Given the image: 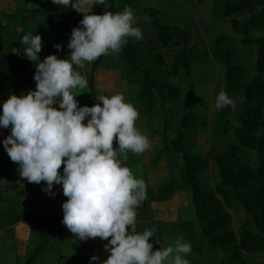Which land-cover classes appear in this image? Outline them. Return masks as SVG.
Returning <instances> with one entry per match:
<instances>
[{
  "label": "clouds",
  "instance_id": "obj_1",
  "mask_svg": "<svg viewBox=\"0 0 264 264\" xmlns=\"http://www.w3.org/2000/svg\"><path fill=\"white\" fill-rule=\"evenodd\" d=\"M54 5L70 7L83 13L80 25L72 30L68 43L70 60L50 54L39 60L42 37L28 33L20 37L25 45L23 56L36 61L35 90L12 94L3 103L0 127L9 128L4 148L11 161L19 165L21 177L29 183L46 182L43 191L54 196L53 185L61 184L64 224L80 240L97 237L109 242L104 245L110 255L102 264H189L183 258L191 244L183 237L175 246L153 251L150 238L157 229L137 231L136 209L147 199V185L134 177L122 164L127 153L140 155L150 150L148 137L135 126L138 110L125 102L123 94L101 96L94 106L78 107L73 90L88 87L85 76L73 65L83 68L102 55H116L128 38L142 40L143 33L133 26L139 17L131 7L122 12L105 11L94 14V5L105 0H52ZM54 47L59 51L61 45ZM59 104V107L54 105ZM236 107V102L221 88L215 108ZM87 123L85 124V118ZM114 139L118 148L113 147ZM63 164V175L60 168ZM130 229V231H129ZM110 238V239H109ZM92 256L91 261H98Z\"/></svg>",
  "mask_w": 264,
  "mask_h": 264
},
{
  "label": "trees",
  "instance_id": "obj_2",
  "mask_svg": "<svg viewBox=\"0 0 264 264\" xmlns=\"http://www.w3.org/2000/svg\"><path fill=\"white\" fill-rule=\"evenodd\" d=\"M104 11L112 13L122 12L125 6L132 8L133 0H119L122 7L115 6V0H105ZM223 4L222 15L231 24L234 32L243 34L242 40L253 42L257 46L255 69L257 71L250 79L244 80L242 66L232 62L230 48L222 49V44H230L231 36L221 33L213 40V54L218 61L227 66V90L242 89L244 109L240 112L239 125L234 128L235 143L227 150L217 151L210 146L203 153L192 139L189 126L202 130L206 125L204 117L193 111L180 113L184 99L180 85L172 78L187 70L190 63L201 58L198 47L189 45L190 35L179 25L164 23L159 19L158 10L153 7H144L142 12L153 20L155 36L143 42H137L129 37L128 43L120 51L125 63L122 76L139 75L127 80L137 85L136 101L145 102L151 109L158 103L165 110V123L171 122L178 128L174 136L167 137L164 129L165 150L159 151L157 159L165 161L167 176L165 183L156 189L147 192V199L136 209L147 207L151 201L169 199L177 190L189 192L193 213L200 225L199 240L205 242L202 246L206 257H211L217 248L228 252L229 264H244L241 260L243 252H260L264 255V114L259 104L250 102L253 98H262L264 93V33L258 37L251 36V31H261L264 28V0H213ZM96 14H103L100 10ZM44 10L54 20L59 44L66 45V37L71 35L73 28L81 27V13L70 7L54 5L52 0H44L37 7L29 10L26 17H33L37 11ZM247 14L245 20H240L236 13ZM212 22L217 23L218 17L213 14ZM5 32L0 21V36ZM16 39V50L11 46L0 50V107L3 112V103L12 94L22 95L25 91L35 90V72L23 56L20 37ZM163 48L155 50L156 45ZM178 48L175 52L170 53ZM170 55L169 68L164 66L165 56ZM102 57V56H101ZM101 57L92 62L90 69L91 90L94 86V70ZM135 72L137 74H135ZM143 74V75H142ZM54 107H59L57 103ZM227 108H222L218 115L219 120L226 116ZM180 114L177 118L175 115ZM198 127V128H197ZM245 151H247L245 153ZM178 154L181 165H177L171 158V153ZM256 163L252 165V155ZM153 159L152 166L157 163ZM213 173L211 174V172ZM213 177V183L209 177ZM239 204L248 214L244 218L238 234L232 228V216L229 208ZM7 219L9 226L21 220L22 216L16 212H0V219ZM251 223L254 229L251 227ZM52 222L47 230L40 235L41 239L34 250L27 255L23 264H31L37 259L45 247L46 233L50 231ZM130 231V229H129ZM207 249V250H206Z\"/></svg>",
  "mask_w": 264,
  "mask_h": 264
},
{
  "label": "crops",
  "instance_id": "obj_3",
  "mask_svg": "<svg viewBox=\"0 0 264 264\" xmlns=\"http://www.w3.org/2000/svg\"><path fill=\"white\" fill-rule=\"evenodd\" d=\"M12 0H0V21L2 25L6 24L3 20L4 13L11 11L14 6L11 4ZM114 5L121 6L123 2L115 0ZM106 6V1L104 5L96 4L91 9V12L96 14L99 8L102 10ZM144 7H153L158 10V16L164 23L179 25L183 28L189 35V45H193L199 48L201 52V58L195 61L203 62L206 66L210 67L211 76L206 79L203 86V94L201 100L198 102L197 107H202V110L191 109L192 105L187 103L186 100L182 99L180 104L186 109L185 112H195L200 118L204 117L206 120V125L202 130L196 129L195 126H189V130L192 135V139L195 141L197 147L203 146L208 150L210 146H214L217 151L227 150L233 143H235L234 128L239 125L238 116L240 112L244 109V97L242 89L237 90H227V66L217 60L213 54V45L208 41V36L214 35L215 38L218 34L226 33L231 36V40H238L241 46L240 50L237 51L234 48L232 42L230 44H222V49L230 48L232 55V62L242 66L244 72V80L250 79L254 74L257 73L255 69L256 61V51L257 46L253 42H245L242 37L237 33L232 32L231 24L222 15L223 4L221 1L214 3L213 0H133L132 9L134 10V15L139 17V20L133 25L139 27L143 33V39L137 42H143L149 38L155 36L153 20L148 16L144 15L142 10ZM48 14L46 11L41 10L34 13L33 17H27L22 26V35L32 33L33 35L39 34L42 37V45L47 38L45 34V26L41 25L40 19H42V13ZM44 13V14H45ZM45 14V15H46ZM215 14L218 17V22H212V16ZM238 19L245 20L247 17L246 13L239 12L235 14ZM83 19V17H82ZM81 27H83L81 25ZM231 31V32H230ZM258 33H264V28L261 31H251L250 34L253 37H258ZM70 36V35H69ZM19 37V36H18ZM17 37V38H18ZM67 38V37H66ZM22 51L25 45H21ZM158 47V44L155 48ZM39 60L43 61L45 59L44 54L39 53ZM27 59V58H26ZM27 62L32 68L36 69V61ZM194 62V61H193ZM192 62V63H193ZM190 63V64H192ZM92 63L85 62L83 69V76L86 77L88 82V87L83 90L75 89L73 94L76 95V100L78 101V107L87 105L89 107L100 103L102 106V101H100V96L115 95L117 93L123 94L125 102H129L132 105L137 101L135 95L138 91V86L129 83L122 76L124 61L121 54L116 55H102L100 62L94 70V77L96 82L97 90H91V78L90 69ZM190 67V65H189ZM80 71L79 69H76ZM188 70V69H187ZM189 71V70H188ZM205 71V70H204ZM264 77V74H263ZM220 85V86H219ZM223 88L226 93L236 102V107H228L225 120H219L218 115L220 110L215 108V100L217 94ZM133 96V97H132ZM132 97V98H131ZM86 117L84 123H87ZM158 123V122H157ZM159 126V123L155 126ZM161 127V128H160ZM160 127L156 130L163 133L164 129L160 123ZM178 126H175V130ZM195 129V130H194ZM175 130L171 128V132L168 138L173 137ZM164 136L163 134H158L155 139L158 143L159 151L165 150L164 146ZM113 147L118 148V140L114 139ZM247 151H245L246 153ZM132 152H128V160L123 161V157H119L124 166L131 169L133 175L137 179H143L147 185V191L149 189H155L152 185L153 177L159 175L162 171L165 172L164 178L167 176L166 168L163 166V158L157 159L156 155H151L150 153L140 154L136 157ZM171 153V158L177 165H181V158L178 154ZM250 152H248L249 154ZM147 154V156H146ZM252 154L250 153L249 156ZM153 159H157L158 165L155 166L150 163ZM149 163L147 164L146 161ZM60 174L63 175V170H59ZM209 181L213 183V177H209ZM43 182V181H42ZM41 182V183H42ZM52 196L51 207L55 210H62V204L68 199L63 194L62 185L54 184ZM63 211V210H62ZM137 212V231L143 232L145 229H151L153 226L157 229L154 237L150 238V242L153 244V251L161 249V247L175 246L176 239L183 237L184 242L190 243L191 245L198 242L200 237V225L197 222L195 215L193 213V208L191 205L189 193L185 190L177 189L169 199L163 201H151L147 207L136 210ZM14 230L15 241L19 244L26 241L28 238V227L27 222L23 219L12 225ZM73 241L76 243L72 250L75 251L79 247V238L68 230ZM110 239V238H109ZM92 240L90 254L92 256H98L99 260L96 264H102L104 260L110 255L109 251H106L104 245L107 244L108 240H102L97 237ZM12 245V243H11ZM15 249V247L12 245ZM183 258L189 261L191 264L192 258L189 254L184 255ZM94 262V261H93Z\"/></svg>",
  "mask_w": 264,
  "mask_h": 264
},
{
  "label": "rangeland",
  "instance_id": "obj_4",
  "mask_svg": "<svg viewBox=\"0 0 264 264\" xmlns=\"http://www.w3.org/2000/svg\"><path fill=\"white\" fill-rule=\"evenodd\" d=\"M42 1L44 0H12L11 4L14 7L10 9L11 11L4 13L5 16L3 20L6 24H3L5 32L0 36V50L7 47V45L11 46L13 50H16L15 42L19 34L21 32L23 33L22 26L27 19V12L37 7ZM120 7H122V5ZM104 8L102 11L105 10ZM44 13H42L43 16L40 22L42 26L46 27L45 34L47 38L42 45L40 53L44 54L45 57L50 54H56L58 59L68 58L70 60L71 49L68 48V43L71 35L67 36L66 45L61 47V50L58 51L54 47V45L59 44L54 20L50 14L45 13V15ZM81 16L83 17V13H81ZM234 33L243 37L242 33ZM258 35H260V33H258ZM207 38L210 43H213L215 36L210 35ZM237 41L238 40H232L231 42L235 44L234 48L238 51L241 45L237 43ZM177 49L178 48H174L170 53L173 54ZM155 50L163 52V48L160 45H158ZM167 57H170V55L165 56L164 66L168 69L171 61H168ZM73 67L79 69L75 65H73ZM32 69L36 72V69ZM188 70L179 73L173 77L172 80L180 85L181 92L185 98L184 100H186L187 103L194 104L191 109L202 110V107L195 108V106H198V102L202 98L203 88L201 87L206 79L210 78V72L212 73V71L205 63L199 61H194L190 64ZM79 72L83 75L82 68H80ZM135 74L137 73L135 72ZM123 76L125 77L124 74ZM133 76L139 78L141 73L139 72V75H126L125 79L131 80ZM93 89L97 90L95 77ZM28 91V89L25 91V95ZM250 102L259 104L264 114V93L262 98H253ZM133 106L139 112V119L135 122V126L142 134L148 137L152 145L151 149L145 151L143 154H158L160 147L155 139L158 137V134H162V131L159 132L156 130L160 127V123L163 129L165 128L168 130L166 134L167 137L171 134L169 129L175 130V126H177L168 121L165 123L166 117L163 115H165V110L168 111L169 109L166 107L160 108L158 103L154 108L149 109L145 102L140 101H137ZM185 110L186 109L182 108L180 113H185ZM2 114L3 112L0 107V115ZM179 115L180 114L176 113L174 118H177ZM157 122L159 126L155 127L158 124ZM10 132L11 126L7 129L0 127V212L12 211L20 214L22 216L21 219L27 222L29 234L27 240L19 244L15 241L14 230L12 226H9L8 220L4 218L0 219V264H23L27 255L30 254L39 243L41 239L40 235L44 230H47L46 228H48L50 222H52L53 225L50 227V231L46 233L45 247L37 259L31 264H96V261H91V255H89L92 245V240H90V238L86 241L79 239V247L74 254L72 245L76 243L70 236L69 229L61 222L64 213L62 210H55L51 207L52 195L43 191V188L46 187V182L41 181L42 183L40 184L29 183L20 176L18 171L19 165L11 161L3 144L4 139L10 135ZM262 133H264V131H260V134ZM198 148H200L203 153L207 151L203 146H198ZM133 155L136 157L140 156L137 154ZM146 163L148 164L149 161L147 160ZM150 163L152 164L153 160L150 161ZM255 163L256 161L253 153L252 165ZM157 165L158 161L155 166ZM163 166L165 169L164 159ZM60 169L63 170V164ZM212 173L213 171L211 174ZM164 174L165 172L161 171L159 175L153 177L152 185H154L155 189L166 182ZM229 211L232 216V228L238 234L243 219L248 218L249 215L245 213L244 209L239 204H234L229 208ZM251 227L254 229L252 223ZM73 235L75 234L73 233ZM11 243L15 249L12 247ZM204 243L205 242L198 240V242L191 245V251L188 253L190 258H192L191 264H229L228 258L230 254L217 248H214L213 252L210 250L211 257H206V254L202 250ZM241 260L244 264H264V255L260 252H243Z\"/></svg>",
  "mask_w": 264,
  "mask_h": 264
},
{
  "label": "built area",
  "instance_id": "obj_5",
  "mask_svg": "<svg viewBox=\"0 0 264 264\" xmlns=\"http://www.w3.org/2000/svg\"><path fill=\"white\" fill-rule=\"evenodd\" d=\"M167 60H168V61H171V57H167Z\"/></svg>",
  "mask_w": 264,
  "mask_h": 264
}]
</instances>
